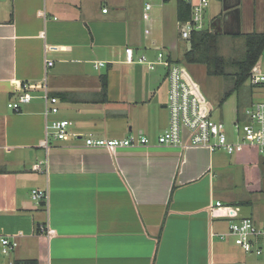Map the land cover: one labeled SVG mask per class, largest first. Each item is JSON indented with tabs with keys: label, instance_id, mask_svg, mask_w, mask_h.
<instances>
[{
	"label": "crops",
	"instance_id": "crops-1",
	"mask_svg": "<svg viewBox=\"0 0 264 264\" xmlns=\"http://www.w3.org/2000/svg\"><path fill=\"white\" fill-rule=\"evenodd\" d=\"M150 2L0 0V235L18 236L17 263L264 264V237L261 256L219 238L232 222L264 225V156L158 142L170 126V83L165 98L156 70L128 63L126 50L177 63L189 40L180 0H158L144 20ZM210 8L205 30L244 40L264 32V0H210ZM190 66L187 79L207 98ZM253 69L264 73L261 58ZM251 86L252 97H264ZM24 92L36 98L13 111ZM45 92L59 100L52 118L74 123L64 140L50 134L48 148ZM255 102L237 107L236 119ZM142 137L150 143L86 144ZM34 190L48 200L35 202Z\"/></svg>",
	"mask_w": 264,
	"mask_h": 264
},
{
	"label": "built area",
	"instance_id": "built-area-1",
	"mask_svg": "<svg viewBox=\"0 0 264 264\" xmlns=\"http://www.w3.org/2000/svg\"><path fill=\"white\" fill-rule=\"evenodd\" d=\"M191 2V18L186 22L181 37L183 40H190L194 32L204 31L205 13L210 8V0H180ZM151 4H147L144 20L150 19ZM108 10L105 9L106 13ZM146 33H150L146 30ZM127 62L146 65L149 70H156L163 66L168 70L170 83L168 109L170 112V126L158 138L160 145L187 147L198 146L208 148L212 153L224 152L233 156L244 153L247 149H256L264 156V101H258L247 107L243 115L232 124V131L229 132L222 122L212 118L213 107L203 96L197 86H193L186 76L183 66L167 58L164 52H160L155 60L142 56L136 60L135 51L132 48L126 50ZM53 66V62L48 63ZM105 63H96L95 68L104 67ZM250 83L255 87L264 89V73L253 69L250 75ZM36 96L31 92H24L16 101L9 104L15 112H20L24 105L30 104ZM45 104L46 139L42 142L44 147L49 146L48 137L52 134L57 140H64L74 123L64 119H53L59 113V100L51 97L47 92L42 95ZM236 140H235V139ZM150 140L146 137L127 140H105L88 138L86 144L90 147L108 148L116 150L134 145H147ZM32 199L35 202L48 200L47 191L34 190ZM221 206V203L217 204ZM43 233H54L48 226L42 228ZM264 237V225L258 224L253 219L247 218L241 221L232 222L228 232L221 234L219 238L226 240L232 238L234 243L244 252L261 256L263 250L256 248V243ZM18 236L0 235V264H17L12 255L18 247Z\"/></svg>",
	"mask_w": 264,
	"mask_h": 264
},
{
	"label": "rangeland",
	"instance_id": "rangeland-1",
	"mask_svg": "<svg viewBox=\"0 0 264 264\" xmlns=\"http://www.w3.org/2000/svg\"><path fill=\"white\" fill-rule=\"evenodd\" d=\"M150 4L154 7V3L158 0H150ZM212 11V7L210 8ZM213 12H211L210 20L213 19ZM209 17V16H208ZM215 30V29H214ZM244 36H227L219 35V48L220 53L227 60H232L238 58L244 50ZM179 57L177 58V63L179 66H184L185 63L182 58L183 53L190 48V44L185 41L179 45ZM261 59L264 62V52ZM137 60V59H136ZM192 78L198 82L204 92L207 100L211 103L213 107L212 118L218 122L224 123L229 132L232 131V124L236 120L237 107L244 108L251 100L256 101L264 100V97L260 98L258 96H251V92L255 90L254 87L250 85L247 81L244 85L236 90L227 100L224 99L225 92L235 90L233 76L229 77H212L207 74L206 67L203 65H193L188 67ZM234 70L232 68L228 69L230 74ZM153 73L155 79L158 77L160 79V85L163 86L165 98H168L169 91V80L167 75V70L159 66ZM145 75H143L144 77ZM146 77V76H145ZM225 100V101H224ZM167 111V110H166ZM264 258V257H261Z\"/></svg>",
	"mask_w": 264,
	"mask_h": 264
},
{
	"label": "trees",
	"instance_id": "trees-1",
	"mask_svg": "<svg viewBox=\"0 0 264 264\" xmlns=\"http://www.w3.org/2000/svg\"><path fill=\"white\" fill-rule=\"evenodd\" d=\"M180 2V17L183 21H188L191 18L192 6L189 2ZM245 38L243 53L238 58L227 60L220 53L219 34L214 28L194 32L189 40L190 48L184 55V61L188 65L205 66L207 74L212 77L233 76L235 90L225 92L224 99L227 100L248 81L251 71L264 52V32H254ZM230 68L234 70L231 74L228 72ZM17 264H34V262Z\"/></svg>",
	"mask_w": 264,
	"mask_h": 264
},
{
	"label": "water",
	"instance_id": "water-1",
	"mask_svg": "<svg viewBox=\"0 0 264 264\" xmlns=\"http://www.w3.org/2000/svg\"><path fill=\"white\" fill-rule=\"evenodd\" d=\"M191 3V2H190ZM218 24V22H216V25Z\"/></svg>",
	"mask_w": 264,
	"mask_h": 264
}]
</instances>
